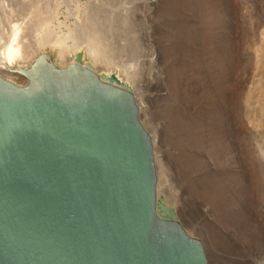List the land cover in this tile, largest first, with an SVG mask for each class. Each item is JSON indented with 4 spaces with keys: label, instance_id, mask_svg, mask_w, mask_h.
<instances>
[{
    "label": "rangeland",
    "instance_id": "374dc122",
    "mask_svg": "<svg viewBox=\"0 0 264 264\" xmlns=\"http://www.w3.org/2000/svg\"><path fill=\"white\" fill-rule=\"evenodd\" d=\"M37 7L56 19L37 27ZM13 22L32 58L80 54L131 89L158 201L209 264H264V0H0V42Z\"/></svg>",
    "mask_w": 264,
    "mask_h": 264
},
{
    "label": "water",
    "instance_id": "95a60500",
    "mask_svg": "<svg viewBox=\"0 0 264 264\" xmlns=\"http://www.w3.org/2000/svg\"><path fill=\"white\" fill-rule=\"evenodd\" d=\"M0 75V264H209L159 203L152 136L115 75L39 52Z\"/></svg>",
    "mask_w": 264,
    "mask_h": 264
},
{
    "label": "bare ground",
    "instance_id": "6f19581e",
    "mask_svg": "<svg viewBox=\"0 0 264 264\" xmlns=\"http://www.w3.org/2000/svg\"><path fill=\"white\" fill-rule=\"evenodd\" d=\"M9 2H11V0H9ZM8 3V2H7ZM9 4V3H8ZM7 4V5H8ZM27 4V3H26ZM25 4V5H26ZM24 5V3H23ZM36 5V4H35ZM9 6V5H8ZM32 6V4H31ZM11 7V6H10ZM19 7V6H18ZM23 8V7H22ZM21 8V9H22ZM26 6H24V10H25ZM45 8V7H44ZM11 9V8H10ZM28 11V8H26ZM19 12V11H18ZM22 12V11H21ZM24 12V11H23ZM22 12V13H23ZM26 12V10H25ZM32 12V11H30ZM29 12V14H30ZM27 13V12H26ZM28 15V13H27ZM17 16V15H16ZM26 17V16H25ZM20 18V17H19ZM18 18V19H19ZM16 21H19V20ZM34 25L38 26H46L50 21L56 19V9H53L50 11V13L47 15V17H44V15L42 16V11L39 7L36 8L35 13H34ZM24 22V21H22ZM14 25H12L11 27V32L9 34V36L7 37V39L5 41L0 42V72H5L8 74H12V75H16L21 77L20 79H25L26 78L20 74H17L15 72H13L14 69H17V67L19 65H23L27 62H29V60L32 59V56L30 55L31 53L27 51V47L32 48L31 46H29L30 44L27 43V41H25V35L23 36V38L21 39L20 35L23 25H17V23L15 24L13 22ZM19 24V23H18ZM30 28V27H29ZM28 28V29H29ZM31 29V28H30ZM25 32V31H24ZM33 32V31H32ZM38 32V31H37ZM259 33V32H258ZM32 34V33H31ZM27 35V34H26ZM30 35V34H29ZM33 35V34H32ZM39 35V34H38ZM88 36H92V34H88ZM30 38V36H27V38ZM232 37V36H231ZM33 38V37H32ZM31 38V39H32ZM55 38V36H54ZM47 39L49 40V31H45V36L43 38L42 44L47 43ZM1 40V39H0ZM57 41V40H56ZM30 43V42H29ZM259 43V42H258ZM28 44V45H27ZM32 45V44H31ZM29 48V49H30ZM32 51V50H31ZM94 51H91V55ZM257 52V50H256ZM31 56V57H30ZM261 72V71H260ZM8 76V75H7ZM5 77V76H4ZM18 80V79H17ZM249 94V93H248ZM248 107V106H247ZM243 109V108H242ZM240 110V109H239ZM252 111V110H249ZM248 113V112H247ZM249 119V117H248ZM261 134V132H260Z\"/></svg>",
    "mask_w": 264,
    "mask_h": 264
}]
</instances>
